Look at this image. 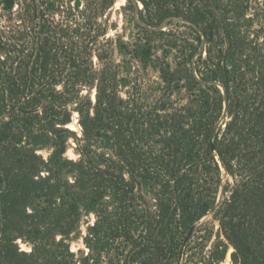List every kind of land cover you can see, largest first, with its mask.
<instances>
[{"label": "trees", "instance_id": "1", "mask_svg": "<svg viewBox=\"0 0 264 264\" xmlns=\"http://www.w3.org/2000/svg\"><path fill=\"white\" fill-rule=\"evenodd\" d=\"M139 1L197 34L150 100L122 96L140 45L107 35L115 0H0V264H178L211 211L264 264V0Z\"/></svg>", "mask_w": 264, "mask_h": 264}, {"label": "rangeland", "instance_id": "2", "mask_svg": "<svg viewBox=\"0 0 264 264\" xmlns=\"http://www.w3.org/2000/svg\"><path fill=\"white\" fill-rule=\"evenodd\" d=\"M152 16V11L149 12L148 9H145L139 0L132 2L115 0L113 8L110 10L109 22L112 23V27L108 29L107 35L128 42L130 45L131 43L140 45L139 48H135L132 57L131 54L125 52H119L116 55L117 59H129L131 62V65L128 64L129 72L126 79L128 82L122 91L124 97L126 96L125 91H130L134 98L138 97V92H143L150 100L155 91L157 93V87H161L165 83L160 70L165 67L166 63L170 65V68L179 71V80L173 78L171 82L175 87L187 84L189 81L183 57L197 45L196 32L192 29L191 24L184 19L166 17L157 20ZM144 26L152 27L160 32H148L143 30ZM259 39L261 40V38ZM168 43H174L172 48H166ZM220 88L223 90L221 86ZM226 119L223 112L219 119V126H224ZM69 126L78 130L76 113L73 114ZM67 154L74 157L71 149H68ZM221 168L223 174L218 199L227 178L223 167ZM93 221L92 213L83 217L81 225L83 235L87 226ZM69 244L73 251L81 249L86 254L90 253V249L83 243L82 237L72 239ZM19 246L23 250H30V244L27 242L19 241ZM185 247L188 248V251L181 255L178 264H239L233 260L232 254L235 251L233 244L223 234L219 221L214 217L212 211L194 223V229L188 240L185 243L182 242L181 250L183 251Z\"/></svg>", "mask_w": 264, "mask_h": 264}, {"label": "water", "instance_id": "3", "mask_svg": "<svg viewBox=\"0 0 264 264\" xmlns=\"http://www.w3.org/2000/svg\"><path fill=\"white\" fill-rule=\"evenodd\" d=\"M224 103H225V105H226V100H225ZM215 133H216V128L212 131L211 136H210V140H209V147H210V150H211V151H216V150H215V146H214V144H213V138H214V136H215ZM193 229H194V224L191 225V226L189 227V229H188V231H187V234H186V236H185V238H184V241H183L184 243L188 240V238H189V236L191 235Z\"/></svg>", "mask_w": 264, "mask_h": 264}]
</instances>
